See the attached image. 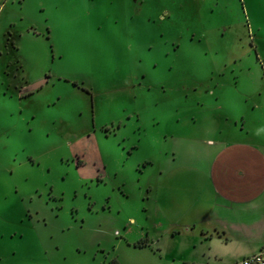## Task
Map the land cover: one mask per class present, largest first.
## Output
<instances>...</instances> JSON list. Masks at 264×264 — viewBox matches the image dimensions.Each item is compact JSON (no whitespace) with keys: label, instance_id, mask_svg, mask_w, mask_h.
Returning <instances> with one entry per match:
<instances>
[{"label":"rangeland","instance_id":"1","mask_svg":"<svg viewBox=\"0 0 264 264\" xmlns=\"http://www.w3.org/2000/svg\"><path fill=\"white\" fill-rule=\"evenodd\" d=\"M1 4L0 264L199 256L186 207L211 138L264 145V0Z\"/></svg>","mask_w":264,"mask_h":264},{"label":"crops","instance_id":"2","mask_svg":"<svg viewBox=\"0 0 264 264\" xmlns=\"http://www.w3.org/2000/svg\"><path fill=\"white\" fill-rule=\"evenodd\" d=\"M2 107L8 110L7 106ZM210 141L209 165L201 176L205 183L199 190V198L206 203L197 200V194L186 207V212L203 217L192 220L193 227L185 231L192 240L188 248L200 247L197 257L188 252L190 256L185 260L188 264H228L238 260L237 254L231 252L236 239L256 238L259 233L264 240V145L251 141L250 137L211 138ZM197 173L193 172V176ZM169 191L171 211L183 213L177 190L170 187Z\"/></svg>","mask_w":264,"mask_h":264},{"label":"built area","instance_id":"3","mask_svg":"<svg viewBox=\"0 0 264 264\" xmlns=\"http://www.w3.org/2000/svg\"><path fill=\"white\" fill-rule=\"evenodd\" d=\"M231 264H264V248L260 249L258 252L246 255Z\"/></svg>","mask_w":264,"mask_h":264},{"label":"snow or ice","instance_id":"4","mask_svg":"<svg viewBox=\"0 0 264 264\" xmlns=\"http://www.w3.org/2000/svg\"><path fill=\"white\" fill-rule=\"evenodd\" d=\"M48 2H50V3H64V2H66V0H48ZM40 11L42 12L43 9H40ZM51 59L53 62H55L57 59L63 61L64 60V53L61 52L57 55L55 52H53V54L51 55Z\"/></svg>","mask_w":264,"mask_h":264},{"label":"trees","instance_id":"5","mask_svg":"<svg viewBox=\"0 0 264 264\" xmlns=\"http://www.w3.org/2000/svg\"><path fill=\"white\" fill-rule=\"evenodd\" d=\"M72 83H73L74 85H76V86L82 88L83 90H85V91H87V92H90V90H89L87 87L80 85V84L78 83L77 80H74ZM32 94H33V93L28 92V93H26L24 96H22V98H23V97H26V96H29V95H32ZM92 98H93V96H92ZM5 110H7V109H5ZM144 244H145V241H142V242H140L139 245H141V246H145ZM116 264H119V263H116Z\"/></svg>","mask_w":264,"mask_h":264}]
</instances>
